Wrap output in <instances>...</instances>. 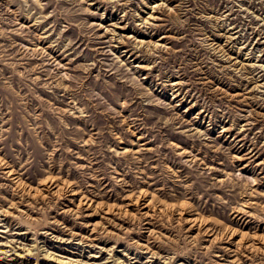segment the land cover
<instances>
[{
    "label": "rangeland",
    "instance_id": "374dc122",
    "mask_svg": "<svg viewBox=\"0 0 264 264\" xmlns=\"http://www.w3.org/2000/svg\"><path fill=\"white\" fill-rule=\"evenodd\" d=\"M0 250L264 264V0H0Z\"/></svg>",
    "mask_w": 264,
    "mask_h": 264
},
{
    "label": "bare ground",
    "instance_id": "6f19581e",
    "mask_svg": "<svg viewBox=\"0 0 264 264\" xmlns=\"http://www.w3.org/2000/svg\"><path fill=\"white\" fill-rule=\"evenodd\" d=\"M167 2V1H166ZM154 5H156V4H154ZM158 6V5H157ZM160 6V5H159ZM154 8V7H153ZM151 17V16H150ZM149 20V19H148ZM60 191V190H59ZM72 192H74V191H72ZM88 201V200H87ZM137 201V200H136ZM82 202V201H81ZM80 202V203H81ZM79 203V204H80ZM87 203V202H86ZM148 203V202H147ZM84 204V203H83ZM90 204V203H89ZM15 248V247H14ZM2 249V248H1ZM1 251V250H0ZM8 252H10V251H6V253H8ZM21 252V251H20ZM103 252V251H102ZM5 252H0V255L1 254H4ZM21 254V253H20ZM47 256L49 257V258H53V260H56V261H58V262H60V263H62V264H86V263H81L80 261H74V260H63V258L61 259V258H57L56 256H53V254L52 253H50L49 251H47ZM56 257V258H55ZM2 260V259H1Z\"/></svg>",
    "mask_w": 264,
    "mask_h": 264
}]
</instances>
